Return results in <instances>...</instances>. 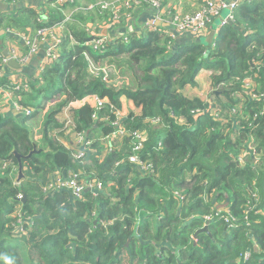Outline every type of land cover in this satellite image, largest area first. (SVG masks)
Listing matches in <instances>:
<instances>
[{
    "label": "trees",
    "instance_id": "1",
    "mask_svg": "<svg viewBox=\"0 0 264 264\" xmlns=\"http://www.w3.org/2000/svg\"><path fill=\"white\" fill-rule=\"evenodd\" d=\"M48 2L47 22L27 6L0 16V29L31 37L64 24L56 31L59 58L47 60L37 77L27 75L31 85L15 94L33 113L23 114V122L0 113V264H264V4L238 6L209 45L198 39L173 49L171 34L148 30L144 42L133 32L131 48L123 41L102 53L88 42L102 35L99 21L114 22L109 9L99 0ZM103 60L142 73L135 85L119 87L111 75L106 81L93 72L92 63ZM202 68L211 70L217 90L209 101L184 94ZM7 82L0 78V86ZM89 95L103 104H85L59 121L65 107ZM123 96L139 113L122 115ZM52 100L38 145L28 122ZM67 120L75 134H88L93 149L100 141L107 153L91 151L77 161L76 145L53 136L70 128ZM118 125L145 132L139 157L150 170L129 160L132 136L110 140ZM93 133L102 136L94 140ZM122 139L127 145L116 149ZM34 143L41 151L28 156ZM14 150L24 156L20 182L4 166L19 169ZM72 168L104 188L86 189L79 198L67 189L43 191L55 172Z\"/></svg>",
    "mask_w": 264,
    "mask_h": 264
},
{
    "label": "built area",
    "instance_id": "2",
    "mask_svg": "<svg viewBox=\"0 0 264 264\" xmlns=\"http://www.w3.org/2000/svg\"><path fill=\"white\" fill-rule=\"evenodd\" d=\"M5 3L6 0H1ZM65 0H59V2L64 3ZM250 0H206V4L202 8L194 13L186 14H174L171 15L169 19L165 20L169 25L174 28L175 33L171 34L172 37L176 33L189 34L195 38H201L208 34L209 28L213 25L214 20L220 16L221 12L225 9L229 11V14L223 25L231 21L234 17V10L238 8L241 4L247 3ZM101 6L105 9L110 10L112 21L111 25L122 23L124 20L128 21L135 17L136 12L142 8H151L155 11L157 18H160L162 13H165L164 7L161 0H116V1H100ZM11 4V3H7ZM91 7L94 5L91 4ZM156 21V20H154ZM152 22L155 24V22ZM63 23L58 24L51 28H42L40 29L35 37L22 34L20 32H14L10 29H2L3 33L8 34L7 49L9 51V57L4 55V46L0 47V78H7L8 82L0 86V93L4 96H7L9 99H12L15 108L17 110L23 111L25 114L33 113L34 109L32 107H24L20 100L15 97V94L24 91L31 85V80L28 79L27 75L23 71H14L7 66L9 58L15 59L20 65L25 67L30 59L38 52L40 45L42 43L46 44V61L59 58V49L62 43V38L60 33H56L60 28L63 27ZM92 24H89L91 28ZM151 30L156 29V26L151 24ZM90 31V29H89ZM113 39L108 35H96L93 36L92 40L88 44L97 52L104 53L114 45ZM21 44L27 46V50L22 49ZM59 47V49H58ZM93 72L95 74H103V79L109 81L110 74L107 69H112L111 67L103 64L102 66H96L92 63ZM41 71V70H40ZM40 71L35 74V77L40 73ZM97 98V106L103 104V101ZM70 120V118L68 119ZM67 120V121H68ZM66 127H70V121L66 123ZM72 129V127H70ZM127 135L132 136L134 140L133 144V153L130 155L129 160L137 165L139 170L147 171L152 168L150 162H144L139 156V151L142 150L146 134L143 131H133L127 132L121 126H117V131L111 135L110 140H114V135ZM76 150L74 151L73 157L84 163L88 153L93 150V141L85 136L83 133L78 132V140L75 143ZM5 167H13L15 177H17L18 167L12 164L6 163ZM104 188L103 183L92 178L89 179L86 175L83 174L81 170L70 169L65 172H55L48 182L43 186V191L45 193L67 189L70 191L74 198H79L83 195L86 189H91L93 191H101ZM18 198L22 200L24 194L19 193Z\"/></svg>",
    "mask_w": 264,
    "mask_h": 264
},
{
    "label": "crops",
    "instance_id": "3",
    "mask_svg": "<svg viewBox=\"0 0 264 264\" xmlns=\"http://www.w3.org/2000/svg\"><path fill=\"white\" fill-rule=\"evenodd\" d=\"M99 1H103V0H99ZM104 1L112 2V1H116V0H104ZM227 1H234V0H227ZM161 2H162V5L164 7L165 13H162L160 15V18H157V15L155 14V11L153 9L142 8V9H139L137 11V13L135 14V17L131 20H128V21L124 20L119 25H115V24L109 25V24H103L105 22H102V21L106 19V18H104L103 20L99 21L101 24H100V26H97V28L99 27L100 32L104 35H108L111 39L114 40V42L118 41L121 38H123L124 40L125 39L128 40L127 37L129 35H131L133 32H135L136 36H144L148 32V28L151 27V24L153 26H156L157 29L164 34H167V35L174 34L175 33L174 28L171 25H169L165 20L169 19L171 15H174L176 13L184 14V13H189V12H195V10L200 7L202 0H161ZM255 3H258V5H263L264 0H252V4H255ZM10 5L13 6L14 9L13 10H7V11L3 12L4 14H7V12H9V13H14L15 15H18V12H19L18 10L20 8H24L27 6V7L34 8L39 13L41 21L47 22L49 20V13H50L49 12V5L50 4H49L48 0H12ZM176 9H178V10H176ZM72 11H74V10H72ZM228 14H229V11L227 9L223 10L221 12L220 16H218L214 20L213 25L209 28L208 34L205 35L204 37L195 38L189 34L176 33L175 35H173L174 36V38H173V45H174L173 49H175V47L178 45H182V44L188 43L190 41H195L198 39L200 41L204 42L205 44H207L205 42V38L208 37V35H210L213 28H215V31H216L223 25V23L225 22L227 17H229ZM98 19H102V18L99 17ZM151 19H153V21L154 20L160 21V23L159 24L158 23L153 24L152 23L153 21ZM91 24L92 23H90V25ZM2 25H3V23H2L1 18H0V28H2L1 27ZM250 33H255V31L252 30V31H250ZM8 38H9L8 35L4 34L2 29H0V44H1V46H4V50L7 49ZM210 44H212V43H210ZM42 45H46V44L42 43L40 45L38 52L30 59L29 63L24 67V71H23L24 74H26L28 76L29 75L34 76L35 74H37L40 70H42L44 68L45 63H46V50H45L46 48H43ZM119 69L120 68H117V67L115 68L116 71H118ZM14 71H17V70H14ZM206 74H207L206 79H208V81L211 84L212 72H211V70H209L207 68H202L199 71L198 76L196 78V82L199 81L200 79H202V78H200L201 76H203V78H204ZM136 82H137V80L133 79L132 81L126 82L124 84L135 85L134 83H136ZM197 86H198V82H197V85L195 87H191L190 85L186 86L184 89V94L189 97L190 95L188 94V91H189L188 89L193 88L192 91H194ZM197 96L198 95H196V97ZM190 97H193V96H190ZM210 99H212V97H210L208 99V101ZM121 102H122V115H126L132 111L139 113V109L135 106L133 101L127 99L125 96H123L121 98ZM53 103H54L53 100H52V102L47 103L48 106H47L46 110L43 111V114L47 112L48 107L50 105H52ZM85 104H90L91 106L95 107L97 105L96 95H89L83 99H80L78 101H74V102L70 103L58 115L59 121L61 123H63V121L65 119L69 118L67 116L69 115L70 112L74 113V111H73L74 109H78ZM21 112L22 111L17 110L15 108V104H14L12 99H9L7 96H4L2 93H0V113L3 116L15 115V116L20 118L21 122H23V116H22L23 114ZM31 121H29L28 124L32 126ZM40 127L42 128V126H40ZM40 130L41 129H39V131ZM33 131L35 133V139L38 142V145H42L43 144L42 134L39 133V131H36L35 129H33ZM83 134H85V136L88 138L87 133H83ZM53 136L56 137L61 143H63L66 146L67 145L74 146L76 141L78 140V133L75 134V132L70 128H65L64 130H62V129L55 130L53 133ZM100 136H102V135H100V134L96 135L95 133H93L90 137L95 140V139L99 138ZM123 141L125 143H123ZM95 144L96 145H94V149L92 150L91 153H95L99 150L102 151L103 154L107 153L105 146L100 141L96 142ZM125 145H127L126 140L122 139V141L116 142L115 148L122 150Z\"/></svg>",
    "mask_w": 264,
    "mask_h": 264
},
{
    "label": "rangeland",
    "instance_id": "4",
    "mask_svg": "<svg viewBox=\"0 0 264 264\" xmlns=\"http://www.w3.org/2000/svg\"><path fill=\"white\" fill-rule=\"evenodd\" d=\"M178 9H176V10H178ZM184 14H186V13H184ZM128 37H129L128 40L125 39L126 40V44H127L128 48H131L132 41H130V35ZM140 38H142L143 41H139V42H144L147 39V33L144 36H139V39ZM125 40L124 39H121V40L119 39L118 41H116L115 44H118L119 42L123 43V41L125 42ZM103 62H104L105 65H107V66H109V67L112 68V69H107L108 73L112 77V82L111 83H113L114 85L119 86V87L122 86L126 82H130L133 79H136L137 78L136 77V74L137 75H141V73H142L141 70L138 69V68H137L138 73H136L134 69H132V71H131L129 69V67H126V66H124V68H121L118 65V62L117 61L114 64L110 63V60H103ZM114 67L115 68L117 67V68H120V69L118 71H116ZM206 76H207V74L205 75L204 78H203V76L200 77L202 79H200L199 81H197L198 82V86L195 88L194 91H192L193 88L192 89L191 88L188 89L189 90L188 91V94L190 96L195 97L196 95H198L197 97H200V99L203 100V101H208V99L213 96V94L217 90H215V89L212 88L210 82L208 81V79H206ZM191 87H195V86H191ZM46 91L48 93L50 92L48 90V88L46 89ZM18 95H21V94L18 93L17 94V97H18ZM21 113L22 114H25L23 111ZM44 115L45 114H43V112H41L40 114H38V116L35 119H33L31 121V124H32L31 127H32V129H35L36 131H39V129H42L40 126H42V122H43ZM154 127H156V126H154ZM256 157L258 159H262L263 158V155L262 154H259Z\"/></svg>",
    "mask_w": 264,
    "mask_h": 264
},
{
    "label": "water",
    "instance_id": "5",
    "mask_svg": "<svg viewBox=\"0 0 264 264\" xmlns=\"http://www.w3.org/2000/svg\"><path fill=\"white\" fill-rule=\"evenodd\" d=\"M13 9H14L13 6H11L10 4H7V3H5V2H3V1L0 0V15L3 12L7 11V10H13ZM151 20L153 21V19H151ZM154 22L155 23H158V24L160 23V21H154ZM230 22H232V21H230ZM218 31H219V29L215 31V28H213V30L210 33V35H208V37L205 38V42L207 43V45H209L210 43H213V41H214V39H215ZM42 47L43 48H47L46 45H42ZM3 52H4V55L6 57H9V51H8V49H5ZM7 66L9 68H11L12 70L24 71V67L22 65H20L13 58H9L8 59ZM40 151H41V149H38L37 148V144L34 143V149L31 151V153L28 156H31L33 153L40 152ZM13 152L15 153V155L19 159V170H18V175L16 177V182H20L25 177L24 172H23V164H22V160H21L24 156L21 155L20 153H18L16 150H14ZM64 174H65V171H64ZM223 206H226V204H224ZM208 230H209V226L206 225L205 227H203L202 229H200V230L197 231L196 236H197L198 233L203 232V231H208Z\"/></svg>",
    "mask_w": 264,
    "mask_h": 264
},
{
    "label": "clouds",
    "instance_id": "6",
    "mask_svg": "<svg viewBox=\"0 0 264 264\" xmlns=\"http://www.w3.org/2000/svg\"><path fill=\"white\" fill-rule=\"evenodd\" d=\"M227 23H225L224 25H222V26H225ZM148 30H151V28L149 27L148 28ZM153 31H158V29L156 28V29H152ZM256 33V32H255ZM255 33H246V35L248 36V38L250 39V40H252V39H255L254 38V34ZM216 92V91H215ZM97 96V95H96ZM212 100V99H211ZM98 103V102H97ZM95 107H97V105L95 106ZM19 170V169H18ZM17 175H18V173H17ZM16 179V178H15ZM24 198H25V196H24ZM24 198H23V200H24ZM224 205V204H223ZM223 205H221V206H219V207H223ZM205 227V226H204Z\"/></svg>",
    "mask_w": 264,
    "mask_h": 264
}]
</instances>
